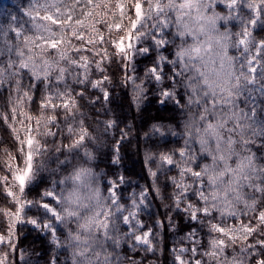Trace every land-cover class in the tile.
I'll return each instance as SVG.
<instances>
[{
	"label": "clouds",
	"instance_id": "clouds-1",
	"mask_svg": "<svg viewBox=\"0 0 264 264\" xmlns=\"http://www.w3.org/2000/svg\"><path fill=\"white\" fill-rule=\"evenodd\" d=\"M0 264H264V0H0Z\"/></svg>",
	"mask_w": 264,
	"mask_h": 264
}]
</instances>
